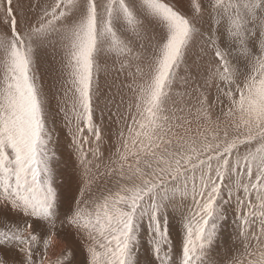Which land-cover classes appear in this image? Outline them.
I'll list each match as a JSON object with an SVG mask.
<instances>
[{"label": "snow or ice", "instance_id": "1", "mask_svg": "<svg viewBox=\"0 0 264 264\" xmlns=\"http://www.w3.org/2000/svg\"><path fill=\"white\" fill-rule=\"evenodd\" d=\"M0 223V264H264V0H0Z\"/></svg>", "mask_w": 264, "mask_h": 264}, {"label": "rangeland", "instance_id": "2", "mask_svg": "<svg viewBox=\"0 0 264 264\" xmlns=\"http://www.w3.org/2000/svg\"><path fill=\"white\" fill-rule=\"evenodd\" d=\"M16 0H14L15 4ZM47 67V65H45ZM118 67V65H117ZM116 76L115 71H111L108 75L101 73L100 78V85L103 91H110V93H114L117 91V88L120 84V81L123 80V75L121 74L119 79L115 80L113 83V78ZM50 83L48 75H45V91L48 90V85ZM57 101L55 99L52 100V108L54 110L55 115V108H56ZM107 123V121H105ZM54 127V139L55 143L52 147L56 150L57 153V163L55 166V173H56V184L59 185V192L62 194V210L68 211L69 208L74 210L75 208V201L76 199L80 198V187H83L80 178V172L78 171L79 165H74V156L70 155L72 149L70 144V135L68 129L64 126L62 117L56 115L55 117V124L51 125ZM114 131V129H113ZM107 136V132L105 133ZM105 144L107 145V140H105ZM243 152L244 149L241 148ZM101 171H104L101 168ZM76 182V183H75ZM106 181L105 179H100L96 183L92 185V193L95 196L100 195V191L103 190L105 187ZM85 199H88V195L86 194ZM57 227H60L61 221L57 220ZM0 227H3V224L0 223ZM226 232L230 233L231 228L226 229ZM62 237L65 241L74 247L76 253V259L78 261H82L86 258V241L82 239L80 236L76 235L74 230H69L67 226L63 229L61 233ZM232 239H235L233 236ZM220 255H223L226 251L224 247V238H221L220 241ZM58 251V249H57ZM240 253H233V255H239ZM51 255V252H50ZM149 254L141 251L140 258L141 260H145ZM52 259H55V256H52Z\"/></svg>", "mask_w": 264, "mask_h": 264}, {"label": "bare ground", "instance_id": "3", "mask_svg": "<svg viewBox=\"0 0 264 264\" xmlns=\"http://www.w3.org/2000/svg\"><path fill=\"white\" fill-rule=\"evenodd\" d=\"M76 183V182H75Z\"/></svg>", "mask_w": 264, "mask_h": 264}]
</instances>
